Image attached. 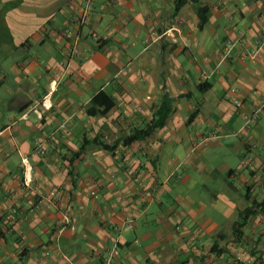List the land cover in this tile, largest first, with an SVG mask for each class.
<instances>
[{
	"label": "crops",
	"instance_id": "obj_1",
	"mask_svg": "<svg viewBox=\"0 0 264 264\" xmlns=\"http://www.w3.org/2000/svg\"><path fill=\"white\" fill-rule=\"evenodd\" d=\"M175 3L0 0V264H264V0Z\"/></svg>",
	"mask_w": 264,
	"mask_h": 264
},
{
	"label": "built area",
	"instance_id": "obj_2",
	"mask_svg": "<svg viewBox=\"0 0 264 264\" xmlns=\"http://www.w3.org/2000/svg\"><path fill=\"white\" fill-rule=\"evenodd\" d=\"M86 20H87V17L85 16L84 19H83V21L85 22ZM65 32L67 34H70L71 33V30L69 28H66L65 29ZM91 35L95 39L98 38L97 34H95L94 32H92ZM247 55L249 56V58H250L251 61L259 60V59H261V56H262V48L260 46L254 47L251 50H249V52L247 53ZM42 102H44V100H42ZM234 102H235L236 105H240V101L238 99H236ZM263 107H264V104L263 103H260V104H258L257 106H255L251 110V112L245 117V122L243 124V128L249 127L250 121L256 119L257 116H259L263 112ZM233 133L235 134L236 132H233ZM37 151L38 152H43V151H45V148L39 146V148L37 149ZM250 162H251V157H246V158H243L241 160V163L243 165H247ZM262 166L264 168V162L262 163Z\"/></svg>",
	"mask_w": 264,
	"mask_h": 264
},
{
	"label": "trees",
	"instance_id": "obj_3",
	"mask_svg": "<svg viewBox=\"0 0 264 264\" xmlns=\"http://www.w3.org/2000/svg\"><path fill=\"white\" fill-rule=\"evenodd\" d=\"M184 1H185V0H176V3H175V4H176V7H179ZM203 8H204V7H203ZM93 99H94L95 102H97L99 105H102V106L98 107L97 110L100 111L101 113H103V111H104L105 108H106V107L104 106V104H103V101L106 100V99H109L108 95H107L105 92H103V91H99L98 93H96V94L94 95ZM93 111H95V110L93 109ZM164 117H165L164 115H161V116L159 117V123L162 122V120L164 119ZM247 192H248V191H246V192L244 193V196H245V197H247V194H248ZM253 206L261 207V210L264 211V198H263V200L260 201V202H255V203H253ZM253 212H254V208H251V207H250V208L245 209V211L239 215V219H238L237 222H235V225H234V231H235L236 233H237V232L239 233V229H238V227L241 226V225H243V223H244L246 217H247L249 214H252Z\"/></svg>",
	"mask_w": 264,
	"mask_h": 264
}]
</instances>
